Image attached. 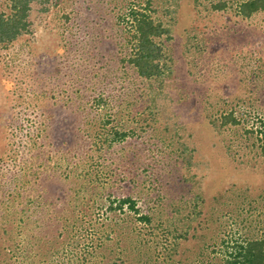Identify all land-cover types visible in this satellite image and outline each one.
<instances>
[{
	"label": "rangeland",
	"instance_id": "374dc122",
	"mask_svg": "<svg viewBox=\"0 0 264 264\" xmlns=\"http://www.w3.org/2000/svg\"><path fill=\"white\" fill-rule=\"evenodd\" d=\"M243 1L153 0L173 36L153 79L119 21L147 0L32 4L0 49V264H60L77 240L80 260L89 232L97 263L226 264L264 237V9ZM127 196L150 221L108 208Z\"/></svg>",
	"mask_w": 264,
	"mask_h": 264
},
{
	"label": "trees",
	"instance_id": "16d2710c",
	"mask_svg": "<svg viewBox=\"0 0 264 264\" xmlns=\"http://www.w3.org/2000/svg\"><path fill=\"white\" fill-rule=\"evenodd\" d=\"M37 1L45 2V0H10L11 12L9 14H6L0 8V49L5 43V45L9 43L12 44L21 34L28 31L31 24L29 19L30 10L32 4ZM152 3L153 0H147L144 5L133 2L127 6L126 11L119 15L120 23L125 24L130 31H133L132 35L128 36L131 37L129 42H131L133 46L132 53L128 57V60L137 68L140 76L148 79L158 77L166 70L167 60L163 52V44L173 37L169 25L159 17H155L154 13L158 11V8L153 7L151 5ZM259 9H264V0H244L240 5L239 11L242 15L249 17ZM225 118L223 124H238L240 122L233 113L229 116H225ZM263 121L261 120L262 126H259L260 129H257V131H260L264 138ZM214 124L216 125V123ZM251 132L254 131L251 130ZM105 134L106 137L104 140L113 143L124 141L130 133L128 130L117 128ZM125 206H128L137 214H140L139 217L141 220H151V216L148 215V213L141 212L140 209L136 207L137 201L131 196L114 197L110 200L108 208L110 210H120ZM88 235L90 236L87 237V244L84 245V251L80 256L81 259L79 260V257H77L75 259H78V261H76L71 257V255L74 256L75 253H78V250L76 249V251L75 248L80 241L77 240L75 243L76 246L62 248V255L60 256L62 259H60V264H120L114 261L107 263H97L93 261V250L97 245L94 246L92 244L91 232H89ZM228 247L230 248L228 251L229 253L226 255V264H264V237L245 238L244 240L235 239ZM91 249L93 250L91 251ZM88 255H91V257ZM5 264L15 263L8 261Z\"/></svg>",
	"mask_w": 264,
	"mask_h": 264
}]
</instances>
